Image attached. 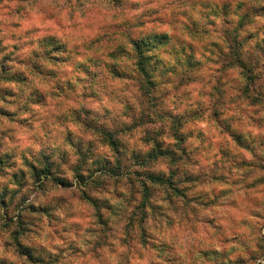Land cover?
Returning a JSON list of instances; mask_svg holds the SVG:
<instances>
[{"label": "clouds", "instance_id": "1", "mask_svg": "<svg viewBox=\"0 0 264 264\" xmlns=\"http://www.w3.org/2000/svg\"><path fill=\"white\" fill-rule=\"evenodd\" d=\"M0 264H264V0H0Z\"/></svg>", "mask_w": 264, "mask_h": 264}]
</instances>
